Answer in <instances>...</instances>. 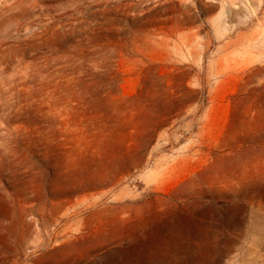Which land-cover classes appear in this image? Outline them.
<instances>
[{
    "label": "rangeland",
    "instance_id": "rangeland-1",
    "mask_svg": "<svg viewBox=\"0 0 264 264\" xmlns=\"http://www.w3.org/2000/svg\"><path fill=\"white\" fill-rule=\"evenodd\" d=\"M68 261L264 264V0H0V264Z\"/></svg>",
    "mask_w": 264,
    "mask_h": 264
},
{
    "label": "bare ground",
    "instance_id": "bare-ground-1",
    "mask_svg": "<svg viewBox=\"0 0 264 264\" xmlns=\"http://www.w3.org/2000/svg\"><path fill=\"white\" fill-rule=\"evenodd\" d=\"M31 223V222H30ZM29 226V225H28ZM141 232L139 233H134L132 235H127L126 237L122 238L123 239V242L124 244L126 245H136L140 242L141 239ZM143 233V232H142ZM144 237V236H143ZM120 242V241H119ZM119 244V243H118ZM62 264H73V261H68V262H65V263H62Z\"/></svg>",
    "mask_w": 264,
    "mask_h": 264
}]
</instances>
